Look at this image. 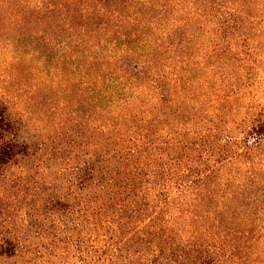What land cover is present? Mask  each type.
Wrapping results in <instances>:
<instances>
[{
	"label": "trees",
	"instance_id": "1",
	"mask_svg": "<svg viewBox=\"0 0 264 264\" xmlns=\"http://www.w3.org/2000/svg\"><path fill=\"white\" fill-rule=\"evenodd\" d=\"M160 3L6 13L0 264H264V0H195L203 25L157 43L94 39L97 20L131 38L156 26ZM56 35L62 61L48 63L34 44Z\"/></svg>",
	"mask_w": 264,
	"mask_h": 264
},
{
	"label": "rangeland",
	"instance_id": "2",
	"mask_svg": "<svg viewBox=\"0 0 264 264\" xmlns=\"http://www.w3.org/2000/svg\"><path fill=\"white\" fill-rule=\"evenodd\" d=\"M17 0H9L7 2L8 4L6 5H1L0 7V28L8 30V29H13L15 27V24H11L9 21H7L6 18V13L11 11V6L13 7V4ZM26 3H44L45 0H22ZM82 1V0H81ZM161 5L166 4V8L169 9L170 13L169 15H162L157 18L159 22L154 25H152V28L149 26H146L145 28L143 27L140 29L136 35H134L132 38L129 35L126 36L122 33H128L126 30H122L120 27L117 25L111 23L107 24L106 20H97V22L101 23L100 25L98 23H93L90 25V29H97L99 28V31L94 30V33H96L94 39L96 41H115L117 43H122L124 41H152L153 43H157V41H162V33H167V32H173L174 31V26L176 25H181L184 26V24H189L191 23L192 25H196L195 23L198 24V21H195V18L193 16V11L195 10V0H161ZM199 2L197 1L196 7H199ZM161 9V8H160ZM3 11V12H2ZM95 21V20H94ZM106 22V24H105ZM99 25V26H98ZM144 25V24H143ZM200 25H203L202 23ZM199 25V26H200ZM103 26V29L101 27ZM145 26V25H144ZM196 27V26H194ZM11 29V30H12ZM152 29V30H151ZM129 31V30H128ZM60 33L62 34V29L60 30ZM15 34V33H14ZM199 35L203 34V30L198 33ZM29 41H15V43L18 45V47H22V55H24V51L26 48H29L32 43L31 41V35L29 36ZM62 36H54V44L51 45H45L43 41H35V46L40 47L41 51L44 53L43 57L48 63H53L56 62L57 60L62 61ZM119 41V42H118ZM34 42V41H33ZM104 43V42H103ZM106 43V42H105ZM120 47V44H118ZM141 45V44H140ZM135 46V45H134ZM133 47V44H132ZM137 47V46H136ZM135 49V48H133ZM137 53L141 52V55H146L147 51H145L144 47H140V49L135 50ZM154 51V50H153ZM160 53L157 50L155 51V54ZM39 66V65H38ZM3 68H1V71ZM199 75V73H196ZM57 88H50V93L52 94V100L53 102L60 101L62 103V98H58L55 92ZM62 89V88H61ZM61 97H62V92H61ZM53 105H55L53 103ZM51 106V104H50ZM62 113V110L60 111ZM261 188V190H260ZM259 188V197L260 201L258 202L260 206L264 205V187ZM246 201L244 199V196L241 197L240 203H244ZM262 262H264V248L261 250L259 255L257 256ZM53 262L56 264L57 260L55 257H52ZM51 259V260H52ZM52 263V261H51Z\"/></svg>",
	"mask_w": 264,
	"mask_h": 264
}]
</instances>
